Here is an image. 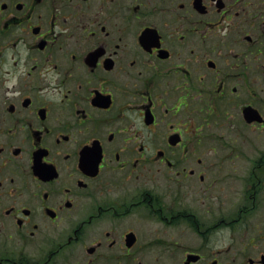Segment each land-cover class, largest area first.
<instances>
[{
	"label": "flooded vegetation",
	"instance_id": "flooded-vegetation-1",
	"mask_svg": "<svg viewBox=\"0 0 264 264\" xmlns=\"http://www.w3.org/2000/svg\"><path fill=\"white\" fill-rule=\"evenodd\" d=\"M0 264H264V0H0Z\"/></svg>",
	"mask_w": 264,
	"mask_h": 264
},
{
	"label": "rangeland",
	"instance_id": "rangeland-1",
	"mask_svg": "<svg viewBox=\"0 0 264 264\" xmlns=\"http://www.w3.org/2000/svg\"><path fill=\"white\" fill-rule=\"evenodd\" d=\"M229 206H231V207H229V210H236L238 207V203H230ZM196 208L197 207H195V209ZM228 236H229L228 232H222L220 234H215V235L211 236L210 242H214V243L227 242ZM195 237L196 236H194V235H191V237H190L189 233H184V231L182 233V238L185 239L186 241H189V239L191 241ZM196 241L198 243V242H200V239L198 237H196Z\"/></svg>",
	"mask_w": 264,
	"mask_h": 264
}]
</instances>
